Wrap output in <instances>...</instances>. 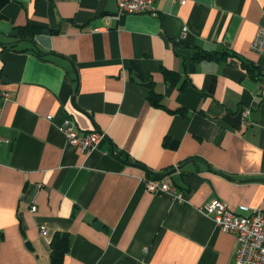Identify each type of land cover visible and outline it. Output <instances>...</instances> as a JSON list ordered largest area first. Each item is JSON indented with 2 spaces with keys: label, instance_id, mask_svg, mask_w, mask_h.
<instances>
[{
  "label": "crops",
  "instance_id": "0c3cea01",
  "mask_svg": "<svg viewBox=\"0 0 264 264\" xmlns=\"http://www.w3.org/2000/svg\"><path fill=\"white\" fill-rule=\"evenodd\" d=\"M156 8L116 18L115 0H0V264H50L56 232L71 235L64 264H236V234L201 207L264 209V55L251 48L264 0ZM28 23L42 55L14 36ZM67 117L105 138L81 151ZM124 159L183 164L165 180L185 199L149 191L159 179Z\"/></svg>",
  "mask_w": 264,
  "mask_h": 264
},
{
  "label": "built area",
  "instance_id": "2783aa9c",
  "mask_svg": "<svg viewBox=\"0 0 264 264\" xmlns=\"http://www.w3.org/2000/svg\"><path fill=\"white\" fill-rule=\"evenodd\" d=\"M118 12L114 17L119 18L127 13H149L157 14V0H115ZM174 2L185 3L186 0H173ZM251 48L261 55H264V27L260 26L256 36L251 43ZM8 97V92L5 94ZM250 114V108L242 111L243 117ZM52 118L51 115L48 116ZM60 129L66 135L69 143L78 147L81 151L93 149L105 138V134L99 131H81L74 121L67 117L60 125ZM5 139L0 136V145ZM149 191L165 193L174 199L184 200V194L176 185L165 179L149 180L147 182ZM36 205L32 210H36ZM201 209L206 211L225 231L236 234L239 247L236 254V264H264V209L261 207H250L240 205V211H236L220 198H214L204 204ZM42 233H46V227L41 226Z\"/></svg>",
  "mask_w": 264,
  "mask_h": 264
},
{
  "label": "trees",
  "instance_id": "16d2710c",
  "mask_svg": "<svg viewBox=\"0 0 264 264\" xmlns=\"http://www.w3.org/2000/svg\"><path fill=\"white\" fill-rule=\"evenodd\" d=\"M41 30V27L32 23H28L26 25L23 26H19L16 29V34L14 35L16 38L19 39H29L31 40V42L35 45L34 43V37L37 34V32ZM18 43L16 42H11L8 44H5L6 47L8 48H15V46ZM36 46V45H35ZM37 47V52L39 54H43L42 50L39 49L38 46ZM32 48H34L32 46ZM225 53L228 54L227 51H225ZM217 53L215 52H208V51H198L195 53L194 59H202L205 57H214L216 56ZM165 75L166 78H168L169 80L175 82L178 77L175 73L171 72V71H167L165 70ZM149 99L151 101V103L157 107H161L163 106V103L161 102V94L155 92L153 89H151L150 94H149ZM118 157H121L124 154V152L122 150L117 151V153L115 154ZM148 178H154V179H159L156 176L153 175H146ZM22 224V223H21ZM71 235L68 232H56L50 242V264H64V257L66 256V254L69 252L70 247H71Z\"/></svg>",
  "mask_w": 264,
  "mask_h": 264
},
{
  "label": "water",
  "instance_id": "95a60500",
  "mask_svg": "<svg viewBox=\"0 0 264 264\" xmlns=\"http://www.w3.org/2000/svg\"><path fill=\"white\" fill-rule=\"evenodd\" d=\"M124 162L131 166L142 169L143 171L146 172L147 175H153V176L158 177L159 179H165L166 177L171 176L174 172H176L183 165L181 164L179 166L169 168L165 171H154L153 169L147 167L146 165H144L143 163L139 161H130L128 159H124Z\"/></svg>",
  "mask_w": 264,
  "mask_h": 264
},
{
  "label": "rangeland",
  "instance_id": "374dc122",
  "mask_svg": "<svg viewBox=\"0 0 264 264\" xmlns=\"http://www.w3.org/2000/svg\"><path fill=\"white\" fill-rule=\"evenodd\" d=\"M202 211H203V213H205V214H207V215H209L206 211H204L203 209H202ZM216 223V222H215ZM217 224V223H216Z\"/></svg>",
  "mask_w": 264,
  "mask_h": 264
}]
</instances>
